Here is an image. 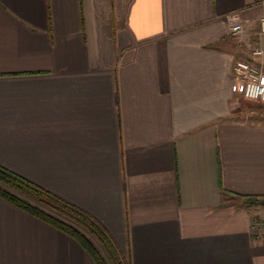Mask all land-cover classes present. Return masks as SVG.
Here are the masks:
<instances>
[{
	"label": "crops",
	"instance_id": "crops-1",
	"mask_svg": "<svg viewBox=\"0 0 264 264\" xmlns=\"http://www.w3.org/2000/svg\"><path fill=\"white\" fill-rule=\"evenodd\" d=\"M264 0H0V164L98 220L130 264H264ZM228 15L245 21L229 33ZM0 264H95L0 197Z\"/></svg>",
	"mask_w": 264,
	"mask_h": 264
},
{
	"label": "trees",
	"instance_id": "trees-1",
	"mask_svg": "<svg viewBox=\"0 0 264 264\" xmlns=\"http://www.w3.org/2000/svg\"><path fill=\"white\" fill-rule=\"evenodd\" d=\"M0 197L75 238L95 264H130L98 220L2 164Z\"/></svg>",
	"mask_w": 264,
	"mask_h": 264
},
{
	"label": "built area",
	"instance_id": "built-area-1",
	"mask_svg": "<svg viewBox=\"0 0 264 264\" xmlns=\"http://www.w3.org/2000/svg\"><path fill=\"white\" fill-rule=\"evenodd\" d=\"M229 33L239 36L243 32L245 21L236 15L227 16ZM259 31L264 34V12L258 18ZM252 54L261 56L264 50L261 47L252 49ZM233 84L232 90L244 98L264 102V71L251 61L236 59L232 64ZM264 223V222H263Z\"/></svg>",
	"mask_w": 264,
	"mask_h": 264
},
{
	"label": "rangeland",
	"instance_id": "rangeland-1",
	"mask_svg": "<svg viewBox=\"0 0 264 264\" xmlns=\"http://www.w3.org/2000/svg\"><path fill=\"white\" fill-rule=\"evenodd\" d=\"M234 101L235 108L237 110L235 114H237V117L243 119H250L252 117H264V102L248 100L240 94L235 95ZM249 203L253 205H264V198H255Z\"/></svg>",
	"mask_w": 264,
	"mask_h": 264
}]
</instances>
